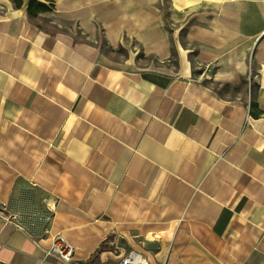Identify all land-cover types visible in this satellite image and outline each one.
<instances>
[{
	"label": "crops",
	"instance_id": "0c3cea01",
	"mask_svg": "<svg viewBox=\"0 0 264 264\" xmlns=\"http://www.w3.org/2000/svg\"><path fill=\"white\" fill-rule=\"evenodd\" d=\"M31 1L0 0V264H61L57 232L264 264V0Z\"/></svg>",
	"mask_w": 264,
	"mask_h": 264
},
{
	"label": "built area",
	"instance_id": "2783aa9c",
	"mask_svg": "<svg viewBox=\"0 0 264 264\" xmlns=\"http://www.w3.org/2000/svg\"><path fill=\"white\" fill-rule=\"evenodd\" d=\"M264 10V2H263ZM45 256H52L61 264H84L82 260L76 257V251L72 244H70L60 232L55 233L45 248ZM119 264H149L144 257L134 251L130 250L119 261Z\"/></svg>",
	"mask_w": 264,
	"mask_h": 264
},
{
	"label": "trees",
	"instance_id": "16d2710c",
	"mask_svg": "<svg viewBox=\"0 0 264 264\" xmlns=\"http://www.w3.org/2000/svg\"><path fill=\"white\" fill-rule=\"evenodd\" d=\"M13 2L16 6H19L21 4V0H13ZM47 9L48 8L46 5L38 3L37 1L33 0L27 6V13L31 18H37L39 12L45 11ZM251 105H256V103L254 104V102H252Z\"/></svg>",
	"mask_w": 264,
	"mask_h": 264
},
{
	"label": "rangeland",
	"instance_id": "374dc122",
	"mask_svg": "<svg viewBox=\"0 0 264 264\" xmlns=\"http://www.w3.org/2000/svg\"><path fill=\"white\" fill-rule=\"evenodd\" d=\"M42 223V222H41ZM43 229V227H41Z\"/></svg>",
	"mask_w": 264,
	"mask_h": 264
}]
</instances>
